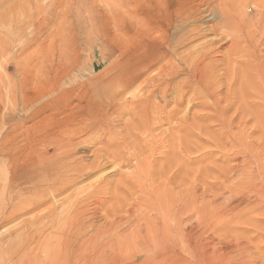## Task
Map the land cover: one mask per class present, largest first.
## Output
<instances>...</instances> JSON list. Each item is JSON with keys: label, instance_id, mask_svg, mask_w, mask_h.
Segmentation results:
<instances>
[{"label": "rangeland", "instance_id": "374dc122", "mask_svg": "<svg viewBox=\"0 0 264 264\" xmlns=\"http://www.w3.org/2000/svg\"><path fill=\"white\" fill-rule=\"evenodd\" d=\"M40 1L42 0H18V3L26 6L32 4L29 11H31V17L35 23L33 26H30L31 28L28 27L27 29L22 27L23 25H16L13 37L16 43L14 44V48L11 53H7V51L3 52L4 55L0 53V79L3 78L7 81L8 75H12L11 80L16 86L15 98H13L14 104H12L10 96L11 87L8 84L0 87V264H84V262H86L85 264H157L159 261H162V264H171L167 257L173 255L177 259L175 264H187V262L188 264H193V262L194 264H226L227 260L228 263L232 261V264H239L240 262V264H245V262L249 264H264V217H262L264 216L262 215V212L264 214L262 208L264 207L262 206L264 205V197L262 198L264 196V174H262L264 173V168L261 169L264 166V123L261 121L263 116L259 117L254 114V109L247 111L249 107L253 108L252 103H250L251 101L248 99L253 93L250 94V91L246 89V85L243 87L241 83L239 84V81H242V74L234 78V80H237V84L235 82L233 87L237 92H231L230 88L228 89L223 86L222 90L225 92L222 91V96L224 95V100L228 99V97L230 99L233 96L232 104L233 107L237 108H240L242 106L240 104L248 100L244 103L247 105H243L246 110L243 107V110L241 108L238 111H236V108L233 110L232 104L226 103V101V105L223 104V107L230 109L227 106L230 104L231 109L229 111L228 109L227 111L225 110L226 112L224 111L225 115L227 113V116L223 118V113L217 115L213 111L211 101L209 103L206 101L201 108L200 100L193 101V104H188L187 99H189V96L179 102L175 100V95H173V98L167 101H160L159 98L156 99L159 107L155 111L146 109L145 115L147 117L143 118L139 113L140 117L136 116L135 113H129L127 108L126 110L124 109L125 111L123 110L127 99L131 100L130 98H132L129 91L133 89H130L128 92L126 89H122L118 94L112 93V91L122 88L115 85L118 84L115 73L124 70L125 67L123 69H119L118 67L122 66L132 54L130 46L124 43L125 38L122 39L123 37H121L119 31L117 32L113 26L112 13H116L119 10L118 16L123 19L126 15V11L123 8H126V3L129 0H121L122 2H118L117 0L118 3L115 2V4L113 2L116 0H56V4L54 3L55 0H44L42 1L44 3ZM136 1L140 2L141 0ZM1 2L2 0H0ZM260 2L264 4V0H248V5L244 11L246 12L245 15L249 25L248 29H243V34L249 51L255 52L264 61V7L263 9L260 8L262 10L257 9ZM65 9L67 12H65ZM208 12H205L203 15ZM23 16L27 17L26 15ZM56 23L58 24L56 25ZM216 23L208 21L205 22L204 27L211 28ZM71 25L73 27L70 28ZM53 26L55 27L52 29ZM64 28L65 30H63ZM207 31L205 32L206 35L203 34L205 35L203 36L204 38L197 39L198 41H194L190 47L192 48L193 45V47L198 46L199 48L203 46L200 42L217 40L215 34L209 30ZM1 36V40H9V33H4ZM117 36L118 38L121 37V39H117ZM206 37L207 39H205ZM39 44L42 45L39 46ZM227 49L229 50V46L224 44V47L217 51V54L220 51L221 56L219 54L218 59L222 62L219 61L220 63H217L220 67L215 76L220 80L225 78L224 73L226 74L228 71L227 73L230 74L231 71L230 62L232 60L230 61L229 59L232 57L229 58L230 50L228 51ZM23 50L25 51L22 52ZM224 54L228 58L224 57ZM225 58L228 60L227 64H225ZM9 62H12V65L16 63L21 69L28 68L34 70L30 75L32 80L26 84V87H24V83L20 77L14 74V70L9 68L11 64ZM48 65H50V68ZM242 65V62L241 65L237 64L238 67H242ZM51 69L63 71L61 73L62 77H54L53 82L47 84L45 83L47 80H44V75ZM219 74L222 75L219 76ZM52 77L53 75L49 76V78ZM143 80L144 78L139 80L134 89H137L143 83ZM222 80L221 82H223ZM224 81L226 82L225 79ZM239 88L246 92L243 93L242 91L241 93V90L238 91ZM62 91L67 94L70 93V97H66V95L62 96V98L70 100L68 105L56 103L52 109L42 112L36 118V121L31 119L26 120L44 104L55 101ZM227 91L228 95H226ZM230 93L233 95L230 96ZM238 94L240 98L243 94V98L241 99L245 100L236 104V100H238L237 96L239 97ZM95 95L104 98V103H109L110 99H114L115 97L118 102L114 99L115 103L113 102V105L110 106L111 109L108 115L103 114V118L99 120V128L96 129L95 133L92 134L89 130H87L88 132H78L76 138L78 137V142H80L79 146H68L60 151V153L64 158L66 157L64 162L71 167L85 169L100 164L99 169L97 168L93 172H89V174H84L79 179L73 176L76 179V183L65 194L58 197L59 202L65 199L67 207L69 206L70 208L68 213H64L66 215L62 217L60 215L59 218V220L61 218L68 220L69 218V226L68 224L66 226L65 224H61V228L59 224H55L54 226H50V228L48 227L49 229L40 225H35L34 227L31 221L35 219H29V217H32L31 215H47L51 210L52 204L43 205L25 215L21 213L15 214L17 207L24 206L25 197L30 196L31 184H28L29 182L24 183L22 180L14 182V171L17 168L20 176L21 173L25 174L28 171V167H26L28 159L37 155L31 154L35 151L47 152L49 156H53L54 146L45 144L48 137H43V133L47 130L49 133H52L55 130L54 134L59 135L56 127L53 126L54 129H52L53 120L56 122L61 120L66 123V119L73 120L74 118L79 119L90 115L88 98H95ZM235 98L236 100H234ZM240 98L239 100H241ZM231 99L228 101L231 102ZM28 100H30V105L26 108ZM100 102L103 103L102 100ZM233 102H235V105ZM98 104L100 103L93 104L92 108ZM239 110L244 112H240ZM249 112L255 115V117L249 114ZM243 113H247L248 117ZM262 114L264 115L263 112ZM219 116L222 118L220 119L223 123L220 122ZM243 117L245 121L241 120ZM246 121H248V124ZM36 123H39V125L37 126ZM37 127L38 129L41 127L38 132H36ZM243 128L246 132L243 131ZM224 134H227V137H225L228 138V142H225L226 138ZM38 135H42L41 144L34 146L35 136ZM60 136H63V138L67 137L65 134H61ZM60 136L58 137L62 138ZM232 146H239L238 148L240 149L233 147L235 148L233 150ZM244 146H250V149L249 147L245 149L243 148ZM255 146L257 148L259 146V149ZM251 147L254 152L253 154L257 155V161L255 155L253 156L249 152L251 151ZM235 150L239 151V154ZM245 151L247 152L245 153ZM248 152L252 155L250 154L251 156L246 158L249 155ZM227 154L229 159L226 156ZM234 154H238L236 158ZM246 161L247 163H245ZM256 162L258 167L254 164ZM243 163L248 166L246 167ZM250 163L251 166H249ZM243 165L246 167L244 170L243 168L245 167ZM250 167L252 169L248 170ZM258 174L261 177H258L260 176ZM251 180L254 181V184L251 183ZM257 180L258 182H255ZM245 181L248 182L246 183ZM244 182L248 185L246 188L242 186L245 184ZM255 183H258L260 186ZM243 188L246 189L245 192ZM251 188L252 190L255 189L256 193H251L252 190H249ZM245 193L247 195L244 199ZM257 193H259L258 196H256ZM247 196L250 199H247ZM250 196L255 197L252 198ZM255 198L258 199L256 200ZM217 199V203L219 202V204H215ZM254 201H257V204ZM251 202L254 205L256 204L255 206H258L259 203L260 205L255 209L253 208L254 205H251ZM214 205L216 206L214 207ZM247 205L248 208L246 207ZM259 208L263 211L261 212ZM75 209L76 211H74ZM246 209H255L253 210L255 212L251 211V213L249 210V213ZM212 210L214 213H212ZM244 210L245 213H243ZM239 211L242 216L247 215L242 218ZM227 214L232 215V220L230 216L227 217ZM248 214L256 215V221H248V219H252L253 217L247 218ZM235 216L238 218L236 219ZM204 217L205 219H203ZM224 218L225 220L229 218L228 220L230 221L227 220L222 223ZM245 218L247 222L244 220ZM255 218L253 217V219ZM72 219L75 220L73 221ZM29 222L33 224L32 227L31 224L29 225ZM218 223H221L222 227ZM196 225L198 226L196 227ZM210 226L217 229H212ZM63 227L68 229H63ZM58 229H61L60 233L57 231ZM206 230H210V232L204 233ZM200 232L202 235H200ZM28 235L29 237L31 235V237L28 238ZM50 235L51 241L49 240V247H45L41 242L44 243ZM71 235L74 236L72 237ZM205 235L209 236L206 238ZM21 236L26 238L23 244L20 242L16 246L10 243L12 242L11 239L16 240ZM68 236L69 242L74 241L75 245L83 244L85 240H91L90 243L86 242L85 247L83 246L81 254L77 256L78 253H76L77 255H72L73 258L67 255L71 248L67 242H64ZM210 236L211 238L213 237L212 240ZM57 237L61 241H57ZM80 238L81 240H79ZM213 239L218 245L214 243ZM248 239L252 240L249 242ZM189 241L190 243H188ZM211 241L212 244H210ZM236 241L237 245L235 244ZM8 242L9 245L7 244ZM245 242H248L246 245L250 246L248 248H250L251 252L245 248L246 245L243 246ZM200 243L202 245L206 244L202 246ZM223 243H226L227 246ZM230 244L232 246L235 244L232 250ZM241 244L243 245L241 246ZM50 246L53 248H50ZM9 247L11 248L7 252V248ZM226 247L230 249L227 250ZM209 251L213 253L211 252L212 254H210ZM203 252H206L207 255L206 253L205 255L202 254ZM222 252L223 254L226 253L225 256ZM215 253H217V256ZM245 253L248 256L244 255L243 259L241 255ZM209 255L210 257H208ZM105 256L114 259L111 260V263H108L109 259H106V261L102 259ZM187 256H189V259L186 258ZM220 256H224L225 258H221ZM230 256L232 259L229 258ZM198 258H202L203 262L200 261L201 259L196 261ZM205 258L208 260L206 261ZM15 260L17 261L15 262Z\"/></svg>", "mask_w": 264, "mask_h": 264}, {"label": "bare ground", "instance_id": "6f19581e", "mask_svg": "<svg viewBox=\"0 0 264 264\" xmlns=\"http://www.w3.org/2000/svg\"><path fill=\"white\" fill-rule=\"evenodd\" d=\"M44 1V0H42ZM40 1L41 3H44ZM47 1V0H46ZM72 1V0H70ZM121 0H118V2ZM128 1V0H127ZM140 1V0H139ZM113 2V1H112ZM116 1L113 2V4H115ZM117 2V3H118ZM122 2V1H121ZM125 2V1H124ZM247 1L245 0H141L140 2L136 1V0H129L126 3V8H123V10L125 9L126 11V15L123 19H121L118 16V11L115 13H112V21H113V26L115 28V30L121 35V37H123L122 39H124V43L126 45L130 46V51L132 52V54L130 55V57L126 60V62L121 66H119V69H123V71L117 72L115 73L116 76V82L118 84H115L116 86H118L119 90H114L112 91L113 94H118V92L122 89H126V91L128 92L130 89H133L131 91H129L130 96L132 98H130L131 100L126 101V104L123 106V110L126 108L128 109L129 113H135L136 116H139V114L145 118L147 117V115H145L146 109L148 110H153L155 111L158 107H159V103L157 102L156 99L159 98L160 101H167L169 99H172L173 95H175V100L181 102L184 98H186L187 96H189L188 100V104H193V101L196 100H200V106L202 108L203 104L208 101H211V103L213 104V111L218 115V114H222L223 113V118L224 116H227V113L225 115L224 111L227 109H225L223 106L226 105V103H231L232 104V100L233 98L230 97L231 102L228 101L230 100L229 97L228 99L224 100V95L222 96L224 90H222V87L225 86L228 89L230 88L231 92L232 91H236V89L233 87L234 83L237 80H234V78L236 76H238L239 74H242V81H239V84L241 83L243 87H245V85L247 86L246 89L248 91H250L251 97L253 96V98H248L252 103L253 108L250 110L248 108L247 111H251L253 110L254 114H256L261 118V121H263L264 123V115L262 114V112L264 113V61H262V57H260L258 54H256L255 52H251L249 51L248 47H247V41L245 40V36L243 34V29H248V25L249 23L247 22V18H246V12L244 11L247 7ZM24 3V2H23ZM26 3V2H25ZM30 3V2H29ZM28 3V4H29ZM37 3V2H36ZM54 3L56 4V0L54 1ZM62 3V2H61ZM40 4V3H39ZM49 4V2H48ZM123 4V3H122ZM41 5V4H40ZM46 5V4H45ZM30 6H32V4H29L28 6L24 5V4H20L18 3V0H2V2L0 3V53H2V55H4V51L7 53H11L12 49L14 48V44H16L13 40L14 37V27L16 25L19 26L23 25L22 27H25V29H27L30 26L34 25V20L31 17V11H29ZM63 6V5H62ZM67 6V5H66ZM117 6V5H116ZM65 7V6H64ZM119 7V6H118ZM117 7V8H118ZM264 7V4L262 2L258 3V10H262ZM35 8V7H34ZM116 8V10H117ZM121 8V7H119ZM262 8V9H260ZM63 10V9H62ZM115 10V11H116ZM210 10V12H208ZM58 11V9H57ZM56 11V12H57ZM247 11V10H246ZM35 12V11H33ZM48 12V11H47ZM65 12L66 9H65ZM70 12V11H69ZM124 12V11H123ZM205 12H208L207 14L203 15ZM261 13V11H259ZM43 13V12H42ZM60 13V12H59ZM58 13V14H59ZM61 14V13H60ZM124 14V13H123ZM23 15H26L27 17H24ZM111 15V14H110ZM36 16V14H35ZM41 16V15H40ZM58 17V16H57ZM56 17V18H57ZM63 17V16H61ZM24 18V19H23ZM68 18V17H67ZM23 19V20H20ZM46 19V18H45ZM58 19H60L58 17ZM44 20V19H43ZM65 20V19H64ZM206 20V21H205ZM60 22V20H58ZM57 21V22H58ZM66 21V20H65ZM208 21H212V22H217L213 27H204L205 22ZM58 22V23H59ZM38 23V22H37ZM36 23V24H37ZM56 23V25L58 24ZM60 24V23H59ZM67 24V23H66ZM71 24V23H70ZM214 24V23H213ZM251 25V24H250ZM63 26V25H62ZM45 27V26H44ZM55 26L52 27V29ZM73 27L72 25L70 26V28ZM31 28V27H30ZM66 28V27H65ZM65 28L63 30H65ZM69 28V29H70ZM252 28V27H251ZM56 29V28H55ZM207 30H209L211 33L215 34L217 40L215 41H210L207 42L206 40L204 42H200L202 43L203 46L199 47H190L191 44L194 41H198L201 37L205 36V32H208ZM38 31V29H37ZM72 31V30H71ZM252 31V30H251ZM30 32V31H27ZM49 32V30H48ZM59 32V30H58ZM253 32V31H252ZM4 33H9V40L6 39H2V34ZM18 33V32H17ZM16 33V34H17ZM74 33V32H73ZM254 33V32H253ZM25 34V33H24ZM205 34V35H203ZM45 36V34H43ZM42 35V36H43ZM54 35V33H53ZM52 35V36H53ZM64 35V34H63ZM76 35V34H75ZM74 35V37H75ZM114 35V34H113ZM118 35V34H117ZM50 36V35H49ZM72 36V35H70ZM115 36V35H114ZM119 36V35H118ZM117 39H121V37ZM31 37V36H30ZM38 37V36H37ZM257 37V36H256ZM29 38V36H28ZM52 38V37H51ZM55 38V37H54ZM116 38V37H115ZM204 38V37H203ZM255 38V37H254ZM11 39V40H10ZM32 39V38H31ZM30 39V40H31ZM113 39V38H112ZM198 39V40H197ZM207 39V37L205 38ZM45 40V39H44ZM59 40V39H58ZM61 40V39H60ZM69 40V39H68ZM67 40V41H68ZM203 40V39H202ZM254 41H256V39H254ZM258 41V39H257ZM262 41V40H261ZM260 41V42H261ZM23 43V42H22ZM33 43V42H32ZM58 43V42H57ZM68 43V42H67ZM198 43V42H196ZM195 43V44H196ZM43 44V43H42ZM41 44V45H42ZM48 44V43H47ZM52 44V43H51ZM50 44V45H51ZM194 44V46H195ZM224 44L229 46V50H230V57H232L231 59H229L231 62V71L230 74L226 72V74L224 73V79L226 80V82L224 81V79L222 80L223 82H221L220 79L217 78V76H215V73L218 72V68L220 67L219 65H217V63L222 62L220 59H218V55L217 51L221 50L224 47ZM24 45V44H21ZM20 45V46H21ZM33 45V44H32ZM30 45V46H32ZM37 45V43H36ZM39 44V46H41ZM199 45V44H197ZM44 46V44H43ZM42 46V47H43ZM47 46V45H46ZM67 46V45H66ZM200 46V45H199ZM227 47V46H226ZM262 48V47H261ZM264 48V47H263ZM21 49V48H20ZM58 49V47H57ZM22 50V49H21ZM228 50V49H227ZM228 50V51H229ZM264 50V49H263ZM9 51V52H8ZM25 50H23L22 52H24ZM58 51V50H57ZM227 51V52H228ZM20 52V51H19ZM18 52V53H19ZM127 52V50H126ZM5 53V54H7ZM122 53H124L122 51ZM121 53V54H122ZM222 53V52H221ZM21 54V52H20ZM65 54V53H64ZM63 54V55H64ZM67 54V53H66ZM18 55V54H17ZM124 55V54H123ZM228 55V54H227ZM21 56V55H19ZM19 56H17L19 58ZM69 56V55H68ZM67 56V57H68ZM221 56V54L219 55ZM224 57H227L226 54L223 55ZM41 58V57H40ZM64 58V57H63ZM62 58V60H63ZM242 58V59H241ZM245 58V60H244ZM12 59V58H11ZM22 59V58H21ZM226 59V58H225ZM64 61V60H63ZM61 61V62H63ZM69 61V60H68ZM220 61V62H219ZM241 61L243 63L242 67H238V65H241ZM244 61V62H243ZM25 62V61H24ZM76 62V61H75ZM225 62V61H223ZM228 60L226 59L225 64H227ZM10 67L14 70V74L18 75L21 79V81L24 83V87H26V84L28 82H30L32 79L30 78V75L33 73L34 70L32 69H28V68H23L21 69L18 65H12V62H9ZM58 63V62H57ZM240 63V64H239ZM56 64V63H55ZM54 64V65H55ZM66 64V63H64ZM74 64V63H73ZM120 64V63H119ZM50 65H48L49 67ZM63 66V65H62ZM230 66V65H229ZM8 67V66H7ZM40 67V66H39ZM64 67V66H63ZM50 68V67H49ZM53 68V67H52ZM239 69V71H238ZM63 70V69H62ZM66 70V69H65ZM217 70V71H216ZM48 71V70H47ZM70 71V69H69ZM68 71V72H69ZM63 72V71H62ZM61 71H59V69L57 70H53L51 69L50 71L47 72L45 76L44 80H47V82L45 83H52L53 79H55L54 77H62L61 76ZM66 72V71H65ZM220 72V71H219ZM42 73V72H41ZM67 73V72H66ZM65 74V73H64ZM114 74V75H115ZM50 75H53L52 78H49ZM222 74H219V76H221ZM12 76V75H11ZM8 75V80L5 81L3 78L0 79V87L2 85L6 86L7 84L11 87V100H12V104H14V99L15 98V90H16V86L14 84V82L11 80L12 77ZM17 76V77H18ZM111 77H113L111 75ZM56 78V80H57ZM66 78V77H65ZM143 83H141L137 89L135 88L136 83L143 79ZM62 80V79H61ZM124 82V84H123ZM87 83V81H86ZM34 84V83H33ZM85 84V83H84ZM83 84V85H84ZM237 84V82H236ZM92 85V83H91ZM68 86V85H67ZM236 86V85H235ZM81 88V87H80ZM86 88V87H85ZM89 88V87H87ZM225 89V88H224ZM235 89V90H234ZM58 90V89H57ZM66 90V89H65ZM79 90V88H78ZM241 90V91H240ZM86 91V90H85ZM93 91V90H92ZM229 91V90H228ZM228 91L227 94L228 95ZM238 91H240L242 93V89H238ZM70 92V91H69ZM76 92V91H75ZM77 95V93H75ZM225 92V91H224ZM237 92V91H236ZM239 92V94H240ZM246 91H243V93ZM91 93V92H90ZM238 94V95H239ZM66 95V97H70V93L67 94L66 92H60L59 96L55 99V101H51L48 102L47 104H44L42 107L41 105H39L41 108H38L36 110V112H34L31 116H29L28 119L26 120H35L38 116H40V114L48 109H52L53 106L56 105V103H61L64 105H68L69 104V99L67 98H62V96ZM233 95L232 93H230V96ZM243 95V94H242ZM241 95V98H243V96ZM245 95V94H244ZM246 95L249 97V95L246 93ZM17 96V95H16ZM42 96V95H41ZM75 96V95H73ZM95 98H88V102H89V111H90V115L81 117V118H74L73 120L70 119H66V123H64L61 120H58V122L56 121H52V127H56L57 131L59 133L58 136H60L61 134H65L67 135L66 138H63V136H60L62 138H59L57 135L54 134V131L52 133H49L48 130L43 133V137L47 138L46 143L45 144H49V146H54V155L53 156H49L48 153H42V151H35L33 153H31L32 155H35L33 157H28V164L26 165V167H28V171L23 174L21 173V176L18 174L17 172V168L14 171V179L16 182V180L20 181L22 180L24 183H28L31 184V190H30V196L25 197V204L23 207H17V209L15 210V214L16 213H21L22 215H25L27 213H29L30 211H34L37 208L49 204L51 203V210L47 215L44 216H37V215H31L32 217L30 218H34L35 220L31 221L33 224H31L29 222V225L31 224L35 227L40 225V226H45V227H49L50 226H54L55 224H59L61 227V224H65V226L68 224L69 226V221L70 219H60V215L61 217L63 215H66L64 213H68V210L70 209L69 206L67 207V202L65 201V199L61 200L59 202L58 197L62 196L63 194H65V192H67L75 183H76V179H79L80 177L84 176V174H89V172H93L95 169H99V165H95V166H91L89 168H85V169H78V168H74L71 167L70 165L66 164L64 161L66 160V157L64 158L60 151H62L64 148L68 147V146H79L80 142H78V137L76 138V135L78 132H83V131H87L89 130V132H91L92 134L96 132V129L99 128V120L103 118V114L104 115H108L109 110L111 109L110 106L113 105V102L116 100V97L113 99L111 98L109 103L108 102H103L102 97H99L97 95H95ZM113 96V95H111ZM117 96V95H116ZM84 97V96H83ZM223 97V98H222ZM226 97V96H225ZM238 100L240 98L237 96ZM240 98V99H241ZM66 99V100H65ZM72 99V98H71ZM81 99V98H80ZM100 100H102L103 103L100 102ZM236 100V98L234 99ZM236 100L238 104V102H242L243 99L241 100ZM245 100V99H244ZM243 100V101H244ZM108 101V100H107ZM235 101V102H236ZM248 101V100H247ZM247 101H244L247 102ZM30 100H28V106L26 108L29 107L30 105ZM97 102H99L100 104H98L97 106H95L94 108H92L93 104H96ZM116 102H118L116 100ZM224 102V103H223ZM235 102L234 105H235ZM46 103V102H45ZM115 103V102H114ZM121 105L122 102H120ZM119 103V104H120ZM241 103L240 108L242 109L243 105H247ZM105 104V105H104ZM198 104V103H197ZM224 104V105H223ZM249 104V103H248ZM196 105V104H195ZM209 105V104H208ZM207 106V105H205ZM230 107L231 109V105H227ZM249 106H251L249 104ZM232 108L234 110V108H236L235 110L238 111L237 107H233L232 104ZM244 108V107H243ZM120 109V108H119ZM206 109V108H205ZM210 109V108H209ZM228 109V111L230 110ZM246 110V108H244ZM92 110V111H91ZM122 110V109H121ZM124 110V111H125ZM211 110V109H210ZM243 110V109H242ZM241 110V111H242ZM263 110V111H262ZM225 111V112H226ZM240 111V110H239ZM240 111V112H241ZM244 112V111H242ZM139 113V114H138ZM212 113V112H211ZM229 113V112H228ZM236 113V112H235ZM209 114V113H208ZM215 114V115H216ZM245 116L248 114L243 113ZM249 114H252L249 112ZM85 115V114H84ZM212 115V114H210ZM209 115V116H210ZM214 115V114H213ZM235 115V114H234ZM237 115V114H236ZM239 115V114H238ZM237 115V116H238ZM253 115V114H252ZM240 116V115H239ZM243 116V115H242ZM251 116V115H250ZM255 117V115H253ZM140 117V116H139ZM211 117V116H210ZM215 117V116H214ZM221 117L219 116V119ZM235 118H237L235 116ZM258 118V117H257ZM256 118V119H257ZM142 119V118H140ZM222 119V118H221ZM220 119V122H222ZM226 119V118H225ZM240 119V117H239ZM246 119V118H245ZM259 119V118H258ZM257 119V120H258ZM25 120V121H26ZM234 120V119H232ZM244 120V117L243 119ZM247 120V119H246ZM24 121V122H25ZM217 121H218V117H217ZM227 121V120H226ZM240 121V120H239ZM238 121V122H239ZM245 121V120H244ZM243 121V122H244ZM259 121V120H258ZM257 121V122H258ZM232 122V121H231ZM248 124V121H246ZM245 122V123H246ZM43 123V121H42ZM223 123V122H222ZM234 123V121H233ZM242 123V121H241ZM260 123V122H259ZM258 123V125L260 126V124ZM37 126L39 125V123H36ZM228 124V123H227ZM224 125V124H223ZM231 125V124H230ZM240 125V124H238ZM242 125L244 126V124L242 123ZM263 125V124H262ZM35 126V124H34ZM225 126V125H224ZM248 126V125H247ZM258 126V129H259ZM54 127L52 129H54ZM229 127V126H228ZM256 127H257V123H256ZM261 127V126H260ZM222 128V127H221ZM245 128V127H244ZM243 128V131H245V129ZM254 128V126H253ZM41 129V127L38 129V127L36 128V132H38ZM225 129V128H224ZM231 129V128H230ZM255 129V128H254ZM264 129V128H263ZM262 130V128H261ZM230 131V130H229ZM88 132V131H87ZM246 132V131H245ZM244 132V134H245ZM248 132V131H247ZM49 133V134H48ZM225 133V132H223ZM248 134V133H246ZM227 135V134H226ZM224 134V137L226 136ZM250 135V134H248ZM56 136V137H54ZM41 137L42 135H38L35 136V140H34V146H39L41 144ZM80 137V136H79ZM227 137V136H226ZM225 137V138H226ZM223 138V137H221ZM223 138V139H225ZM228 138H226L225 142L227 141ZM224 141V140H223ZM232 145V144H231ZM233 147H237V146H232ZM239 147V146H238ZM237 147V148H238ZM242 147V146H241ZM246 147L250 146H244L243 148L246 149ZM256 147V146H255ZM232 148L230 147V149L232 150ZM236 148V149H237ZM257 148V147H256ZM235 148H233L234 150ZM240 149V148H238ZM259 149V146L258 148ZM236 153L239 151L235 150ZM241 151V150H240ZM248 151V148H247ZM245 151V153L247 152ZM41 152V153H40ZM229 152H231L229 150ZM251 152L252 154L254 153L251 147ZM248 152V154H249ZM56 153V154H55ZM232 153V152H231ZM235 153V152H234ZM250 153V154H251ZM256 153V152H255ZM236 154V155H238ZM247 155L246 158H248L251 155ZM236 155L234 154V157L236 158ZM255 155L256 157V161H257V155L253 154V156ZM228 156V154L226 155ZM241 156V155H239ZM252 156V158H253ZM244 158V157H243ZM251 158V159H252ZM229 159V156H228ZM254 159V158H253ZM246 160V159H245ZM249 161V160H248ZM255 161V160H254ZM244 162V161H242ZM247 163V161L245 162ZM245 163H243L245 165ZM256 167H258L257 162L254 163ZM243 165V166H244ZM253 165V164H252ZM242 166V165H241ZM246 166V165H245ZM244 166V167H245ZM248 166V165H247ZM246 166V167H247ZM251 166V163L250 165ZM243 168L244 169H246ZM11 168V167H10ZM263 167H261V169H263ZM252 169L251 167L248 168ZM255 169V168H254ZM257 169V168H256ZM241 171V170H240ZM261 171V170H260ZM243 172V171H242ZM248 172V171H247ZM256 172V171H255ZM263 172V171H262ZM258 173V172H257ZM256 173V174H257ZM261 173V172H259ZM254 174V173H253ZM255 174V175H256ZM264 174V173H262ZM12 175V174H11ZM247 176V174H245ZM260 175V174H258ZM73 176L76 177V179L73 178ZM257 176V175H256ZM258 177H261L258 176ZM263 178V177H262ZM249 179V178H248ZM247 179V180H248ZM253 179V178H252ZM256 179V178H255ZM254 179V180H255ZM245 180V179H244ZM262 180V179H261ZM246 183L248 181H245ZM244 182V183H245ZM255 182H258L255 181ZM264 182V181H263ZM243 183V182H242ZM245 183V184H246ZM251 183L254 184V181L251 180ZM242 185L244 186V188H246V185ZM250 184V183H248ZM256 185L260 186L258 183H255ZM262 184V183H261ZM28 186V185H27ZM252 186V185H250ZM264 186V185H263ZM257 187V186H256ZM240 188V187H239ZM243 188V189H244ZM249 188V187H247ZM263 188V187H262ZM29 190V189H28ZM246 189H244L243 191L245 192ZM250 191L252 190L249 189ZM255 190V189H254ZM252 190L251 193H254L255 191ZM259 191V190H258ZM262 191V189H261ZM248 192V190H247ZM246 192V193H247ZM260 192V191H259ZM245 193V197L246 198V194ZM256 193V192H255ZM261 193V192H260ZM263 193V192H262ZM23 194V193H22ZM234 194V193H232ZM242 194V193H241ZM249 195V194H248ZM259 193H257L256 196H258ZM218 197V196H217ZM252 197V196H250ZM255 197V196H254ZM252 197V198H254ZM264 196H262L263 198ZM234 198V197H233ZM240 198V197H239ZM238 198V199H239ZM249 197L247 196V199ZM24 199V198H23ZM219 199V198H218ZM218 199L216 200L215 204L217 203ZM242 198V200H244ZM250 199V198H249ZM256 199V198H255ZM258 199V198H257ZM256 199V200H257ZM223 200V199H222ZM237 200V199H236ZM241 201V200H240ZM248 201V200H246ZM213 202V204H214ZM221 202V200H220ZM227 202V201H226ZM237 202V201H236ZM257 204V201H254ZM262 202V201H261ZM59 203V204H58ZM76 203V202H75ZM252 203V202H251ZM263 203V202H262ZM261 203V204H262ZM211 204V203H210ZM219 204V202L217 203ZM223 204V203H222ZM255 204V205H256ZM241 205V204H240ZM249 205V204H248ZM248 205L246 206L248 208ZM251 205H254V203H252ZM254 205V206H255ZM260 203L258 204V206H253V208L256 209V207H259ZM64 206V207H63ZM77 206V205H76ZM86 206V205H84ZM216 205H214L215 207ZM221 206V203H220ZM228 206V205H227ZM264 206V205H262ZM67 207V208H66ZM213 207V206H212ZM213 207V208H214ZM224 207V204H223ZM242 207V206H240ZM239 207V208H240ZM76 208V207H75ZM220 208V207H219ZM243 208V207H242ZM264 210V207H262ZM204 209V208H203ZM206 209V208H205ZM216 209V208H215ZM226 209V208H225ZM245 209V208H243ZM253 209V210H255ZM79 210V209H78ZM222 210V209H221ZM255 212L252 209H246V211L249 212ZM260 210V208H259ZM262 210V211H263ZM73 211V210H72ZM76 211V209L74 210ZM200 211V210H199ZM209 211V210H208ZM213 211V210H212ZM210 211V212H212ZM216 211V210H215ZM225 211V210H222ZM227 211V209H226ZM234 211V210H233ZM238 211V210H237ZM240 211L242 212V210L240 209ZM239 211V212H240ZM258 211V210H257ZM261 211V210H260ZM261 211V212H262ZM221 212V211H220ZM240 212V215H241ZM249 212V213H250ZM251 212V213H252ZM198 213V212H197ZM203 213V212H202ZM214 213V211L212 212ZM217 213H218V206H217ZM243 213H245V210L243 211ZM33 214V213H32ZM71 214H75V213H71ZM80 214V213H79ZM78 214V215H79ZM205 214V212H204ZM221 214V213H220ZM18 215V214H17ZM77 215V217H78ZM206 215V214H205ZM204 215V216H205ZM219 215V214H218ZM247 215V214H246ZM246 215H243L244 217ZM249 215V214H248ZM262 215L263 212H262ZM16 216V215H15ZM29 216V215H28ZM34 216V217H33ZM230 214H227V217H229ZM238 216V215H236ZM235 216V217H236ZM242 216V215H241ZM239 216V217H241ZM242 216V218H244ZM254 217V215H249L248 217ZM27 217V216H26ZM195 217V216H194ZM203 217V216H202ZM226 217V218H227ZM232 217V215L230 216V218ZM233 217V218H235ZM248 219V221H253L255 219ZM264 217V216H262ZM76 218V217H75ZM197 218V217H195ZM238 217H236L237 219ZM11 219V218H10ZM87 219V218H85ZM89 219V218H88ZM205 219V217L203 218ZM229 219V218H228ZM227 219V220H228ZM241 219V218H240ZM238 219V220H240ZM59 220V221H58ZM67 220V221H66ZM73 221L75 219H72ZM219 220V219H218ZM223 220V219H222ZM223 220L222 223H224L225 221ZM232 220V218H231ZM247 222V219H244ZM242 220V221H244ZM202 221V220H201ZM207 221V218H206ZM216 221V220H215ZM220 221V220H219ZM230 221V220H228ZM26 222H28L26 220ZM81 222V221H80ZM79 222V223H80ZM185 222V221H183ZM198 222V221H196ZM221 222V221H220ZM75 223V222H74ZM82 223V222H81ZM199 223V222H198ZM209 223V222H208ZM240 223V222H239ZM245 223V222H244ZM249 223V222H248ZM73 224V223H72ZM77 224V223H76ZM74 224V225H76ZM186 224V223H185ZM195 224V223H194ZM203 224V223H202ZM219 226L222 227L221 223H218ZM242 224V223H241ZM25 225V224H24ZM81 226V224H79ZM78 225V227H79ZM246 225V224H244ZM253 225V224H252ZM183 226V225H182ZM188 226V225H187ZM198 225H196L197 227ZM209 226V224H208ZM214 226V225H213ZM218 226V227H219ZM224 226V224H223ZM59 227V226H58ZM76 227V226H75ZM173 227V226H172ZM191 227V225H190ZM212 226H210L211 228ZM48 228V229H49ZM62 228V227H61ZM80 228V227H79ZM186 228V227H185ZM209 228V229H210ZM214 227H212L213 229ZM220 228V227H219ZM38 229V228H37ZM41 229V228H40ZM63 229H68L63 227ZM62 229V231H63ZM72 229V227H71ZM76 229V228H74ZM201 229V228H200ZM206 229V227H205ZM215 230L217 228H214ZM30 230V229H29ZM27 230V231H29ZM33 230V229H32ZM31 230V232H32ZM35 230V229H34ZM65 230V232H66ZM78 230V228H77ZM83 230V229H82ZM156 230V229H155ZM192 230V229H191ZM36 231V230H35ZM40 231V230H39ZM58 232L61 231V229L57 230ZM71 231V230H70ZM73 231V230H72ZM76 231V230H75ZM149 231V230H148ZM189 231V230H188ZM212 231V230H211ZM247 231V229H246ZM23 232V231H21ZM37 232V231H36ZM64 232V231H63ZM62 232V233H63ZM69 232V231H68ZM152 232V231H151ZM150 232V233H151ZM205 232H210L209 231H204ZM24 233V232H23ZM35 233V232H34ZM60 233V232H59ZM70 233V232H69ZM68 233V234H69ZM176 234H178L177 232H175ZM203 233V234H204ZM206 233V234H208ZM28 234V233H27ZM67 234V235H68ZM71 234V233H70ZM64 235V234H63ZM155 235V234H154ZM153 235V236H154ZM200 235H202V233L200 232ZM18 236V235H17ZM72 237L74 235H71ZM77 236V235H76ZM152 236V235H151ZM184 236V235H183ZM199 236V235H197ZM206 236V235H205ZM209 236V235H208ZM206 236V238L208 237ZM31 237V235H30ZM28 235V238H30ZM33 237V236H32ZM202 237V236H201ZM92 238V237H91ZM149 238V237H148ZM187 238V237H186ZM211 238V236H210ZM213 238V237H212ZM211 238V240H212ZM25 237H19L18 239L14 240L11 239L12 242H10L11 244H18V243H24L25 242ZM51 239V235L46 239V241L42 243V245H45L49 247V240ZM57 241H61L59 237L56 238ZM64 239V238H63ZM83 239V238H82ZM88 239V238H87ZM93 239V238H92ZM155 239V238H154ZM204 239V238H203ZM238 239V238H237ZM30 240V239H29ZM28 240V241H29ZM71 240V239H70ZM81 240V238L79 239ZM90 240H85V243L83 244H74V241H70L69 242V236L66 238V240L64 242H67L69 244V247L71 248L69 250V252L67 253V255L70 257L76 253H78L77 256H79L81 254V249L83 248L84 245H86L87 243H90ZM188 240V238H187ZM192 240V239H191ZM209 240V239H208ZM214 240V239H213ZM252 240V239H251ZM250 239H248V241H251ZM10 241V240H9ZM27 241V242H28ZM51 241V240H50ZM169 241V240H168ZM175 241V240H174ZM210 241V240H209ZM240 241V239H239ZM238 241V243H239ZM54 242V240H53ZM56 242V241H55ZM160 242V241H159ZM171 242V241H170ZM187 242V241H186ZM202 242V241H201ZM205 242V241H204ZM244 242V241H243ZM2 243V242H1ZM35 243V242H34ZM59 243H63V242H59ZM92 243V242H91ZM135 243V242H134ZM169 243V242H168ZM184 243V242H183ZM190 243V241L188 242ZM203 243V242H202ZM202 243H200L202 245ZM214 243L217 244L214 240ZM228 243V242H227ZM231 243V242H230ZM241 243V242H240ZM248 243V242H247ZM245 242V244H241V246H245L247 244ZM9 245V242L7 243ZM29 244V243H28ZM51 244V243H50ZM55 244V243H54ZM66 244V243H65ZM64 244V245H65ZM136 244V243H135ZM142 244V243H141ZM148 244V243H147ZM146 244V245H147ZM151 244V243H150ZM153 244V243H152ZM171 244V243H170ZM168 244V245H170ZM199 244V245H200ZM206 244V243H205ZM203 244V245H205ZM212 244V241L211 243ZM224 244V243H223ZM220 244V245H223ZM226 244V243H225ZM224 244V245H225ZM233 244V243H232ZM237 245V241L235 243ZM234 244V245H235ZM34 245V244H33ZM37 245V243H36ZM52 245V244H51ZM145 245V244H144ZM200 245V246H201ZM202 245V246H203ZM218 245V244H217ZM215 245V246H217ZM231 245V244H230ZM230 246L231 250L233 249V247L235 246ZM17 246V245H16ZM131 246V245H130ZM155 246V245H154ZM197 246V245H196ZM227 246V244L225 245ZM224 246V247H225ZM229 246V245H228ZM249 245H246L245 248L249 249V251L251 252L250 248H248ZM8 247V246H7ZM34 247V246H33ZM56 247V246H55ZM85 247V246H84ZM90 247V246H89ZM135 247H137L135 245ZM142 247V246H140ZM148 247V246H146ZM184 247V246H183ZM182 247V248H183ZM198 247V246H197ZM221 247V246H220ZM250 247V246H249ZM258 247V246H257ZM11 247L7 248V252L8 249H10ZM50 248H53L50 246ZM88 248V247H87ZM133 248V247H132ZM150 248V247H149ZM169 248V247H168ZM196 248V247H194ZM199 248V247H198ZM228 247V249H230ZM244 248V249H245ZM5 249V248H4ZM143 250V248H141ZM204 249V248H203ZM216 249V248H215ZM223 249V248H222ZM227 249V247H226ZM227 249V250H228ZM240 249V247H239ZM259 249V248H258ZM87 250V249H86ZM89 250V249H88ZM138 250V249H137ZM241 250V249H240ZM243 250V249H242ZM59 251V250H58ZM131 251V250H130ZM146 251V250H145ZM182 251V250H181ZM184 251V248H183ZM194 251V250H193ZM204 251V250H203ZM206 251V250H205ZM218 251V250H215ZM221 251V249H220ZM223 251V250H222ZM239 252V250H237ZM236 251V252H237ZM260 251V250H259ZM132 252V251H131ZM140 252V251H139ZM144 252V251H143ZM161 252V251H160ZM210 252V251H209ZM212 252V251H211ZM210 252V254H212ZM224 252V251H223ZM222 252V254H223ZM227 252V251H225ZM136 253V252H135ZM182 253V252H181ZM206 253V252H205ZM205 253L203 252L202 254L205 255ZM219 253V252H218ZM221 253V252H220ZM230 253V251H229ZM233 253V252H232ZM249 253V252H248ZM29 254V253H28ZM142 254V253H141ZM140 254V255H141ZM156 254V253H155ZM179 254V253H178ZM189 254V253H188ZM195 254V253H194ZM199 254V253H198ZM217 253H215L216 255ZM226 254V253H225ZM225 254H223L225 256ZM238 254V253H237ZM247 253L241 255V257L244 259V255L246 256ZM252 254V253H251ZM33 255V254H32ZM167 255V253H166ZM165 255V256H166ZM183 255V253H182ZM186 255V254H185ZM203 255V256H204ZM207 255V253H206ZM214 255V254H213ZM219 255V254H218ZM221 255V254H220ZM236 255V254H235ZM250 255V254H249ZM154 256V255H153ZM159 256V255H158ZM174 256V255H173ZM173 256H168L167 258L169 259L171 264H175L176 260ZM192 256V255H191ZM200 256V255H199ZM217 256V255H216ZM222 256V257H224ZM232 256H234L232 254ZM238 256H240V254H238ZM248 256V255H247ZM246 256V257H247ZM73 257V256H72ZM139 257V256H138ZM189 256H187L186 258H188ZM210 257V255L208 256ZM221 257V256H220ZM221 257V258H222ZM235 257V256H234ZM13 258V257H12ZM74 258V257H73ZM191 258V257H190ZM197 258V257H196ZM225 258V257H224ZM227 258V257H226ZM231 258V256L229 257ZM34 259V258H33ZM36 259V258H35ZM92 259V258H91ZM102 259H109L108 263H111L112 259L114 258H110V257H103ZM179 259V258H178ZM189 259V258H188ZM192 259V258H191ZM201 259V260H200ZM206 259V258H205ZM228 259V258H227ZM232 259V258H231ZM230 259V260H231ZM264 259V257H263ZM44 260V259H42ZM70 260H72L70 258ZM69 260V261H70ZM117 260V259H116ZM200 260L203 262L202 258H198L196 259ZM208 259H206L207 261ZM222 260V259H221ZM224 260V259H223ZM242 260V259H241ZM247 260V258H246ZM11 261V260H10ZM17 260H15L16 262ZM34 261V260H32ZM38 261V260H37ZM78 261V260H77ZM190 261V260H189ZM199 261V262H200ZM211 261V260H209ZM244 261V260H243ZM248 261V260H247ZM13 262V260H12ZM14 262V263H15ZM58 262V261H57ZM84 262V261H82ZM205 262V261H204ZM223 262V261H222ZM231 263H228V260L226 262V264H232V261H230ZM11 263V262H10ZM72 263V262H71ZM86 262H84L85 264ZM146 263V262H145ZM150 263V262H149ZM178 263V262H177ZM197 263V262H196ZM241 263V262H240ZM239 263V264H240ZM29 264V263H28ZM55 264V263H54ZM88 264V263H87ZM157 264H162V261H159ZM179 264V263H178ZM183 264V263H180ZM188 264V262H187ZM190 264V263H189ZM194 264V262H193ZM202 264V263H199ZM235 264V263H234ZM245 264H249L246 263Z\"/></svg>", "mask_w": 264, "mask_h": 264}]
</instances>
